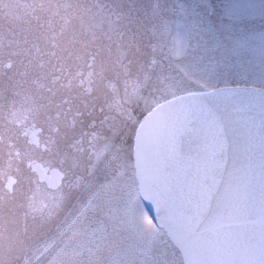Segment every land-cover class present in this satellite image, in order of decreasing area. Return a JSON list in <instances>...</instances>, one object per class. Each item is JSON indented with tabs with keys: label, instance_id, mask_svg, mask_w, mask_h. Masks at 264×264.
<instances>
[{
	"label": "snow or ice",
	"instance_id": "obj_1",
	"mask_svg": "<svg viewBox=\"0 0 264 264\" xmlns=\"http://www.w3.org/2000/svg\"><path fill=\"white\" fill-rule=\"evenodd\" d=\"M0 264H264V0H0Z\"/></svg>",
	"mask_w": 264,
	"mask_h": 264
},
{
	"label": "rangeland",
	"instance_id": "obj_2",
	"mask_svg": "<svg viewBox=\"0 0 264 264\" xmlns=\"http://www.w3.org/2000/svg\"><path fill=\"white\" fill-rule=\"evenodd\" d=\"M214 2H215V0H214Z\"/></svg>",
	"mask_w": 264,
	"mask_h": 264
}]
</instances>
